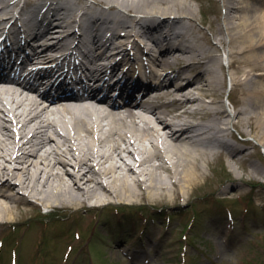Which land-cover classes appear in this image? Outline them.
I'll return each mask as SVG.
<instances>
[{
	"label": "bare ground",
	"instance_id": "bare-ground-1",
	"mask_svg": "<svg viewBox=\"0 0 264 264\" xmlns=\"http://www.w3.org/2000/svg\"><path fill=\"white\" fill-rule=\"evenodd\" d=\"M41 2L0 0V15L13 14L0 17V39L4 30L23 28L26 43L13 55L19 63H34L25 74L34 84L0 82V226L15 231L29 216L23 205L88 217L116 201L180 199L217 164L248 163L254 180L264 175L250 161L252 143L245 138L264 148V0H48L37 18ZM16 16L24 21L8 26ZM5 44L0 56L9 55ZM26 46L32 55L23 60ZM223 50L230 58L234 111L223 103ZM74 56L68 63L75 75L80 65L93 86L111 92L116 71V82L137 71L145 75L142 81L146 74L152 79L122 91L128 101L122 107L96 98L47 101L36 87L42 81L65 85V63ZM151 80L157 85H148ZM71 86L72 93L86 89L80 82ZM142 93L144 103L137 100ZM233 127L244 148L227 141L237 136ZM223 173L229 175L225 167ZM132 260L141 261L137 254Z\"/></svg>",
	"mask_w": 264,
	"mask_h": 264
},
{
	"label": "rangeland",
	"instance_id": "rangeland-1",
	"mask_svg": "<svg viewBox=\"0 0 264 264\" xmlns=\"http://www.w3.org/2000/svg\"><path fill=\"white\" fill-rule=\"evenodd\" d=\"M205 4L212 7L210 1ZM153 14L152 18L158 15ZM207 34L212 36L211 31ZM222 55L227 77L223 103L234 111L229 100L230 58L225 50ZM231 130L242 138L236 128ZM245 138L252 143L250 161L264 170V148L254 137ZM224 167L229 175L223 173ZM207 177L180 199L158 196L134 205L116 201L89 211L88 217L85 212L84 217L49 214L45 207L37 211L23 205L29 216L15 231L0 226V264H264V175L254 180L248 163H243L236 168L217 164ZM197 194L207 201L197 199ZM32 215L35 225L30 223ZM40 244L44 245L36 253ZM134 254L139 263L132 262Z\"/></svg>",
	"mask_w": 264,
	"mask_h": 264
}]
</instances>
